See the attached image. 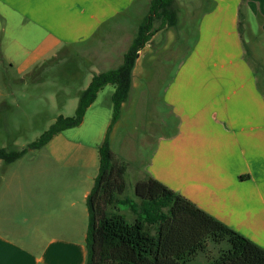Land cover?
<instances>
[{"label":"crops","instance_id":"1","mask_svg":"<svg viewBox=\"0 0 264 264\" xmlns=\"http://www.w3.org/2000/svg\"><path fill=\"white\" fill-rule=\"evenodd\" d=\"M205 1L213 4L202 16L197 55L195 49L189 60L168 71L173 56L165 59L150 50L164 29L139 52L129 101L141 84L143 102L149 111L157 109L152 117L157 128L147 136L150 141L157 133L155 153L151 162L140 166L123 160L130 164L128 175L135 184L153 177L171 188L154 173L156 161L162 167L168 151L180 185L172 189L264 248V242L251 235L254 226H264V91L260 69L249 57L242 13L247 6L264 17V0ZM133 4L134 0H0L2 57L12 66L18 64L22 75L62 51L95 40L97 47L83 51L93 52L90 77L116 69L135 35L117 21ZM165 77L168 84L151 102L150 94ZM95 104L82 125L73 128L78 129L75 134H66L68 129L47 143L48 160L42 167L18 168L22 170L4 177L0 264H86L87 198L99 174L108 114L101 127L92 129L91 143L77 137ZM127 106L124 103L121 112ZM123 119L121 113L111 133L116 156L114 141ZM166 127L170 133H164Z\"/></svg>","mask_w":264,"mask_h":264},{"label":"rangeland","instance_id":"2","mask_svg":"<svg viewBox=\"0 0 264 264\" xmlns=\"http://www.w3.org/2000/svg\"><path fill=\"white\" fill-rule=\"evenodd\" d=\"M197 1L176 0L173 7L177 16L176 26L163 28L164 31L151 43V52L162 54L165 59L173 56L168 71L172 72L177 68L180 61L189 60L195 49L197 50L196 55L200 52L198 50L201 46L198 45V42L201 35L202 16L206 15V9L213 3H207L205 0H199V3ZM151 3L152 0H134L132 8L117 21L122 26L131 28L130 31L135 33L133 39L137 35L140 25L149 15ZM196 8L197 12H195ZM242 13L244 14L243 35L249 43V57L255 66L260 68L261 87L264 91V32L262 31L264 17L260 13H251L247 6ZM161 23V19L155 21L153 30L156 33L161 31ZM254 37H257L259 42H256ZM131 44V41L128 42L129 46ZM73 47L70 50L62 51L56 58L41 62L27 74L20 75L18 64L12 66L2 57L0 44V148L9 147L17 150L27 148L29 144L39 140L59 116L73 117L75 115L81 93L92 80L88 72V65L93 61V52L87 55L83 51L86 48L93 49L97 47V44L95 40H91ZM166 47L167 49H165ZM168 80V77H165L157 83L154 87L155 93L150 94L151 102L156 101V95H161V90L168 84ZM112 90L113 86L108 85L99 94L95 101L96 104L88 114L85 127L83 126L81 129V136L77 139L91 143L88 138L91 137L92 129L101 127L106 114L109 116L107 124L110 126L113 117ZM141 92L142 85L140 84V87L133 92L132 99L128 101L127 108L121 112L125 121L124 125H120L114 141V150L118 153V158L121 160L125 158L130 161L131 165L139 164V166L152 161L155 153L153 144L157 136L155 132V137L150 138V141L147 140L148 133H152V128H157L155 119V124H152L153 112H156V116L157 109L149 111V105L143 102ZM149 120L151 125L147 122ZM76 130L78 129H69L66 134H75ZM170 130L166 127L164 133H170ZM129 132L131 135L128 134ZM47 150L46 147L40 150L28 148L26 155L20 160L9 166L3 163L0 166V186L4 177L12 174L13 170H22L18 168L30 166L42 167V162L48 160ZM163 163L164 165L161 167L156 161L154 173L158 175L159 172L161 179L170 185L171 190L173 187L177 189L180 185L175 182L176 175L173 172L172 155L168 151ZM128 172L125 196L136 200L135 180L128 175ZM117 211L124 214L129 222L135 220L136 216L129 207L120 205ZM251 235L264 242V226L261 224L259 227L254 226ZM220 247L209 243L208 250L196 258V263L207 264L218 256Z\"/></svg>","mask_w":264,"mask_h":264},{"label":"trees","instance_id":"3","mask_svg":"<svg viewBox=\"0 0 264 264\" xmlns=\"http://www.w3.org/2000/svg\"><path fill=\"white\" fill-rule=\"evenodd\" d=\"M175 3L176 0H152L150 13L122 65L93 76L81 93L73 117L59 116L27 148H0V160L6 166L23 158L28 148L42 149L55 135L79 127L99 92L108 85L115 86L112 122L99 147L100 170L87 198L86 264H197L196 258L208 250L209 243L221 247L218 256L207 264H264V248L153 177L136 183V200L125 196L129 164L113 152L111 133L121 117L122 105L129 101L139 52L155 35V21L162 20L161 29L177 24ZM120 205L132 210L136 216L133 222L117 211Z\"/></svg>","mask_w":264,"mask_h":264}]
</instances>
